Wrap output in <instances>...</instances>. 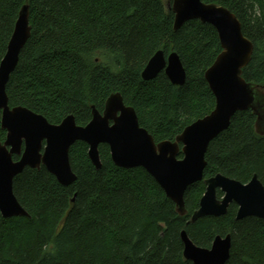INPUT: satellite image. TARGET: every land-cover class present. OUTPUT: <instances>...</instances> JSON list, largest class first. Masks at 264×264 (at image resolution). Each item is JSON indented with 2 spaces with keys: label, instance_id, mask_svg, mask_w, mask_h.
<instances>
[{
  "label": "trees",
  "instance_id": "obj_1",
  "mask_svg": "<svg viewBox=\"0 0 264 264\" xmlns=\"http://www.w3.org/2000/svg\"><path fill=\"white\" fill-rule=\"evenodd\" d=\"M203 2L236 16L253 45L242 78L264 92V0ZM170 3L0 0V62L24 5L31 27L7 83L9 106L25 107L52 125L72 115L85 126L92 108L102 112L109 96L119 93L156 143L174 141L215 107L204 73L221 46L209 24L194 20L174 31ZM158 51L178 55L186 72L182 86L172 85L164 72L142 79ZM256 118L251 110L236 113L210 142L203 180L184 195V216L146 171L116 167L107 145L99 146L98 170L85 143L70 149L76 180L69 186L60 185L44 167L26 168L14 178L13 193L29 217L0 213V264H193L183 256V230L201 248L229 235L225 264H264V219L237 221V206L231 204L224 216L188 224L205 192V179L221 174L246 184L256 175L264 186V135L256 132ZM5 138L0 125V142Z\"/></svg>",
  "mask_w": 264,
  "mask_h": 264
},
{
  "label": "water",
  "instance_id": "obj_2",
  "mask_svg": "<svg viewBox=\"0 0 264 264\" xmlns=\"http://www.w3.org/2000/svg\"><path fill=\"white\" fill-rule=\"evenodd\" d=\"M169 9L174 14V31L194 20L211 25L217 32L221 52L204 73L215 98L214 109L187 126L174 141L158 143L139 125L135 110L124 104L119 93L109 96L102 112L92 108V119L85 126L77 125L72 115L52 125L25 107L11 108L7 83L31 34L28 6L20 9L0 62V125L6 132L5 141L0 142V213L3 218L29 217L13 193L14 178L26 168L44 167L62 186L75 182L70 149L78 142L88 146V158L97 170L101 168L99 146L107 145L116 167L146 171L175 204L176 212L184 216V195L189 187L203 180L208 146L228 128L232 117L251 110L257 117L256 132L264 135V92L242 78V70L251 60L253 45L244 37L236 16L222 6L203 0H171ZM160 72L176 87L186 80L181 60L174 52L167 56L163 51L156 52L141 77L150 81ZM180 152L182 159L177 157ZM13 156H18L19 160L14 161ZM204 185L205 192L188 224L205 217L224 216L231 204L238 208L237 221L249 217L264 219V186L256 175L243 184L216 174L205 179ZM217 191L222 193L221 199ZM180 239L184 258L193 264H225L229 258V235L217 236L210 248L196 246L185 230L180 233Z\"/></svg>",
  "mask_w": 264,
  "mask_h": 264
},
{
  "label": "flooded vegetation",
  "instance_id": "obj_3",
  "mask_svg": "<svg viewBox=\"0 0 264 264\" xmlns=\"http://www.w3.org/2000/svg\"><path fill=\"white\" fill-rule=\"evenodd\" d=\"M13 157H15V156H13ZM16 157H18V156H16ZM18 160H19V157H18ZM17 161V160H16ZM222 198V197H221ZM221 198H218V199H221ZM238 209V208H237Z\"/></svg>",
  "mask_w": 264,
  "mask_h": 264
}]
</instances>
